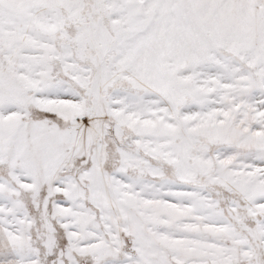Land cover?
I'll use <instances>...</instances> for the list:
<instances>
[{
    "label": "snow or ice",
    "instance_id": "obj_1",
    "mask_svg": "<svg viewBox=\"0 0 264 264\" xmlns=\"http://www.w3.org/2000/svg\"><path fill=\"white\" fill-rule=\"evenodd\" d=\"M0 264H264V0H0Z\"/></svg>",
    "mask_w": 264,
    "mask_h": 264
}]
</instances>
